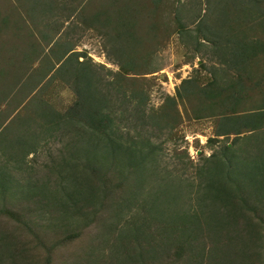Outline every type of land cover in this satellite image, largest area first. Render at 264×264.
Here are the masks:
<instances>
[{
  "label": "rangeland",
  "instance_id": "obj_1",
  "mask_svg": "<svg viewBox=\"0 0 264 264\" xmlns=\"http://www.w3.org/2000/svg\"><path fill=\"white\" fill-rule=\"evenodd\" d=\"M51 1L60 6V15L56 18L60 21L62 37L76 44L77 51H86L94 65L104 66L99 68V79L111 82L112 72H119L129 56L122 55L124 47L117 41L116 32L109 28L86 29L84 23L77 25L76 18L70 24L65 22L68 7L84 8L85 14L95 7L89 6V1L88 4L86 0ZM164 1L160 5L163 10L168 9L166 16L171 4L180 10L179 16L172 10V30L176 27L175 19H180L190 33L180 35L177 30L167 39L158 33L161 43L157 41L156 48L148 44L151 39H146L145 50L152 56L150 63L157 72L145 75L147 78L143 81L149 96L145 118L143 114L129 112L127 100L113 95L115 114H118L116 127L131 140L142 139L155 145L156 167L152 157L140 164L135 155L129 154L124 159L120 150L101 144L76 142L71 145L70 135L64 131L28 156L36 138L34 132L40 129L39 117L13 114L16 89L1 101L0 129L6 121H11L0 131V196L3 197H0V211L7 210L16 216L0 213V264H150L153 261L158 262L154 264H253V258L257 262L263 259L259 257L260 249L264 250L260 218L252 216L254 213L247 214L252 220L249 227L247 221L239 217L245 215V211L238 210L242 206L226 204L214 189L224 181L226 172L210 171L203 178L199 175L206 159L233 140L231 137L221 141L222 137L209 141L216 135L218 118L195 117L201 107L197 96L186 97L184 103L178 105L181 119L176 130H161L148 117L152 110L166 105L167 96L176 95L184 80L198 78L201 86L212 79V71H216L220 79L225 73L226 79H237L234 71L229 73L227 66L214 57L210 43L199 45L195 38L198 22L214 28L216 19L222 17L218 11L224 6L228 9L233 1ZM135 2L140 9L151 10L153 6L151 0ZM13 5L20 16L30 22L24 4L14 2ZM0 8L7 11L10 6L0 2ZM244 15L248 16L246 12ZM151 16L150 12L142 14V18ZM35 22L40 28L42 24L43 30L49 25L46 15H40ZM45 22L48 24L44 26ZM42 32L51 34V27ZM7 37L1 35L0 45L4 42V49L12 44ZM1 54L5 52L2 50ZM261 67L264 70V65ZM6 82L13 85L11 75ZM260 89L264 91V86ZM263 91L254 88L253 98L260 100ZM49 94L51 105L61 111L76 101L68 85L54 84ZM242 108L239 111L245 109ZM260 146L251 143L244 148L255 153ZM201 152L204 157L200 156ZM8 157H15L19 162L9 161ZM154 168L158 177L151 174ZM199 182H204L201 188ZM206 183H211V190L205 188ZM111 194L118 198H111ZM19 214L23 215L25 224L17 220ZM150 220L154 223L149 225ZM165 222H168L166 227ZM27 224L30 230L25 227ZM255 230L258 237L252 235ZM73 232L81 236L69 239ZM151 232L157 237L156 245L152 243L153 254L147 243ZM188 234L192 238H187ZM176 236L190 243L189 254L171 263L164 255V247L159 252L158 240L172 244ZM156 250L158 255L154 253Z\"/></svg>",
  "mask_w": 264,
  "mask_h": 264
},
{
  "label": "trees",
  "instance_id": "obj_2",
  "mask_svg": "<svg viewBox=\"0 0 264 264\" xmlns=\"http://www.w3.org/2000/svg\"><path fill=\"white\" fill-rule=\"evenodd\" d=\"M86 1L87 4L89 1V6L95 7L85 14L84 8L68 7L70 10L65 22L70 24L71 20L76 18L77 25L84 23L86 29L109 28L116 32L117 41L120 40L121 47H124L122 55L129 56L125 61L127 63L120 66L119 72H110L114 79L109 83L102 82L98 71L104 66L94 65L86 51H77L76 44L62 37L60 21L56 18L60 15V6L53 1L0 0L7 2V7L10 6L7 11L0 8V39L1 35L5 34L7 39L12 41L7 49H4V42L0 45V104L16 89V108L13 114H26L25 117L30 115V118L35 119L39 117L37 123L40 124V129L38 132L33 131L36 138L33 148L26 154L28 156L64 131V134L70 135L71 145L76 142L101 144L120 150L124 159H127L129 154L135 155L140 164H145L147 158L152 157L156 167L157 147L142 139L131 140L123 136L116 127L118 114H115L113 95L118 94L127 100L129 112L143 114L145 118L149 96L143 81L147 78L145 75L157 72L150 63L152 56L145 50L146 39L152 40L148 44L154 48L158 44L157 41L160 42L158 33L167 39L177 30L180 35L189 34L190 31L180 19H175L176 27L172 30V10L174 9L176 16H179L180 10L171 4L170 13L166 16L168 9L163 10L160 5V2H166L164 0H151V10L145 7L140 9L134 5L135 0ZM230 1L233 2L229 4L228 9L224 6L218 11L219 17H222L216 19L214 28L198 22L200 24L195 38L199 45L210 43L214 57L227 66L229 73L234 71L237 79H226V73L223 79H220L218 73L212 71V79H208L201 86L198 78L184 80L176 95L167 96L166 105L152 110L148 117L161 130H176L181 119L178 105L184 103L186 97L189 99L190 96H197L201 107L196 110L195 117L218 118L216 135L209 141L220 140L222 137L223 141L233 137L218 153L214 152L206 159V164L199 170L200 178L210 171L224 174L226 172L224 181L214 189L218 190L222 195L221 200L226 204L242 206L238 210L245 211V215L239 217L244 218L249 227L252 226V220L247 214L254 213L252 216L259 217V226L264 232V91L260 89L264 86V70L261 69V65H264V0ZM14 2L24 4L30 22L20 16V11L13 5ZM148 12L152 16L142 18V14ZM245 12L248 16L244 15ZM76 13L79 14L78 18L75 17ZM40 15H46L49 25L45 28L51 27V34H43L42 31L46 29L43 30L42 24L40 28L35 22ZM47 24L45 22L44 26ZM145 26L147 32L144 30ZM2 50L5 55L1 54ZM9 75L14 81L12 86L6 82ZM54 84L70 86L76 96V101L65 111L51 105L49 89H52ZM254 88L263 91L260 100L253 98ZM241 107L245 109L239 111ZM10 121L11 119L6 121L2 129L7 127ZM260 132L262 135L259 136ZM251 143L262 146L256 148L254 153L250 148H244V145ZM200 156L204 157L203 152ZM8 160L19 162L15 157H8ZM151 174L153 177L159 176L155 168ZM203 184L204 182H199L198 187L201 188ZM205 188L211 190V183H206ZM110 197L118 198L113 194ZM0 213L13 218L16 216L7 210H1ZM17 220L26 223L22 214H19ZM151 223L154 222L150 220L149 225ZM167 225L168 222H165V227ZM25 227L30 230L28 224ZM145 232L150 234L148 230ZM257 233L258 230H255L252 235L258 237ZM80 236V233L73 232L68 238L74 240ZM156 238L151 232L147 242L151 254L154 250L152 243H157ZM187 238L192 236L188 234ZM183 239L176 236L173 245L168 240L165 243L158 240L159 252L165 248L164 255L166 254L168 262L175 263L189 254L190 243ZM159 252L156 250L154 253L158 255ZM259 257L263 258L261 262L253 258V264H263L264 250L260 249Z\"/></svg>",
  "mask_w": 264,
  "mask_h": 264
}]
</instances>
